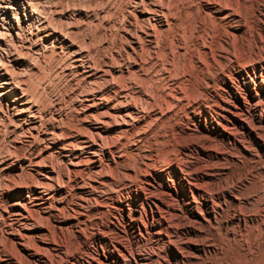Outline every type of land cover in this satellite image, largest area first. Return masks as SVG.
<instances>
[{"label":"rangeland","instance_id":"rangeland-1","mask_svg":"<svg viewBox=\"0 0 264 264\" xmlns=\"http://www.w3.org/2000/svg\"><path fill=\"white\" fill-rule=\"evenodd\" d=\"M34 1H38L37 3L43 8L41 9L46 14L45 16L48 17L47 19L53 22L56 27L59 26L68 34L71 33L69 37L73 38L74 42L77 41L75 43L78 44L79 48L81 47L80 49L84 50L85 54L81 55L79 62L76 63L73 61L71 49L65 45L60 46L61 48L51 45V38L48 39L49 41L47 40L48 42L45 45H42L44 48L39 43L34 44L35 46L25 47L24 45L34 40L29 39L28 41L26 34L22 37L23 44L21 46L17 44L19 43L18 40L10 42L13 44L10 50L14 51L13 55L18 56V63L14 62L15 60L9 63L12 62L10 65L13 66L11 67L15 68L14 70H17L16 72L19 75L21 74L19 77L22 81L21 85L23 88L25 87L26 95L36 103L37 108H32V114L28 111L32 116L26 112L18 119L10 109L7 110L4 103L1 104L0 187H7L8 185V187H11L15 183L18 185L36 183L35 175L28 171L31 164L36 160L42 164L52 165L56 173L60 175L58 176V183L60 182L59 184L66 192L56 195L51 203V208L56 209L61 217L72 219L74 224L72 226L68 225L69 227L63 226L60 229L54 227L52 222L49 221L50 219L47 220V218L34 214L37 216L35 219L37 224L48 229L46 240H53L58 244L57 250L46 252L51 263L81 264L76 260V256L79 254L83 258L93 257L97 260V255L107 250L106 246L98 242L95 237L96 230L102 228L103 230L106 229L105 235L109 239L108 244L112 245L121 241V244L125 246V251L120 252V256L123 254L122 257L125 260L123 264H264V64L261 66L258 64L259 61L264 59V0H242L246 4L239 0V4H243L245 8L244 11L242 10V15L246 19L247 32L243 36L242 43L246 51L243 56L236 55L239 57H233V66H246L248 68L238 73L233 71V67L229 68L224 63L217 67L206 63L201 67L196 66V62L190 59L193 58V54L197 50L199 40L201 41V38L207 42L209 40V37H207L208 40L205 38L204 32L206 21L208 22L207 14H205L207 12H204V10L207 11L205 0H182L183 2L172 0L175 6L172 3L173 6L171 4L170 7L173 10L175 9V17H178L176 21L179 26H174L173 29L168 31L169 35L165 32V36L163 33H159L161 29L156 25L158 45L155 48H148L143 39L141 46L137 48L136 54H133L128 42H126V30L130 26L129 21L145 27L138 11H130L136 0ZM46 3L48 4L46 5ZM193 16L194 18H192ZM203 16L205 17L203 18L205 23L201 19ZM135 18H137V22L134 21ZM203 35L204 37H201ZM237 36L238 40L235 38L234 41L236 46L240 44V39ZM9 37L7 35L8 39H10ZM14 48L15 50H13ZM16 50L20 54H17ZM201 58L205 62L208 60L203 54ZM189 60H192V64L196 65L191 67ZM82 67H85L86 71H81ZM186 67L190 69L188 70ZM102 70H105L106 73ZM190 70H194L196 79L192 77L190 80L188 79L189 81L187 80L188 83L185 80L183 85L188 98H184V101L182 100L174 107L173 111L176 110L177 115L171 113L154 122L144 136L138 137L135 131L130 132L120 138L119 142L116 143L118 147H113L110 143H104L106 147L103 150H96L98 157L103 162H106V156L125 157L124 162L118 161L116 164L110 163L109 166H106V174L110 178L107 176L103 180L91 168V170L89 168L82 169L79 173L78 171H72L70 168L68 169L69 166L66 165L67 158L62 152L60 153L58 148L61 143L54 144L55 146L51 145L52 147L49 146V148L42 146L49 141L44 135L47 130L48 132L51 129L58 130L60 126L62 128L71 127L73 131L77 128L81 130L84 128L87 121L84 115L80 113L84 96L88 92L111 90V87L107 88L108 78L111 79L113 76L112 79L116 81L115 83L127 84L131 94L136 93L135 86L138 85L146 91L148 88L147 92L156 97L159 93L161 94V90L171 87L175 79H178L177 81L181 83L186 78L184 74H187ZM223 72L230 76L235 86L244 96L246 108L242 110L243 112H240V116L245 121L246 129H243L242 125H235V123L226 120L217 112L218 103L212 95V91L220 90L224 94H228L221 80ZM196 80L201 84L200 89L202 91L200 93L202 97L200 104L192 103L194 99L193 93L191 94L193 91L192 85ZM143 96L145 97V95L141 97ZM227 96L230 102L238 104L234 96ZM204 107L209 108L210 117L212 116L214 120L226 124V127L228 126L227 129L229 128L228 130L231 132V138H227L229 134L222 136L218 132L204 131L196 125L194 129L191 126V133L181 137L179 143L176 138L178 135L173 131L183 130L180 123H185L184 119L189 116L190 109L200 113L201 121L204 122L205 117L201 110ZM33 117L36 120L35 127L38 126L39 131L36 132L34 143L31 144L26 141V137L29 133L28 129H32L30 124ZM255 130L257 133H255ZM33 134H35V131ZM42 139H45V141ZM184 143H195L196 145L190 146L189 154L182 157L181 144ZM71 145L73 144L68 143L67 151L63 152L75 151L83 159L89 153V148L78 149L72 148ZM145 158L152 159L151 165L155 164L164 168L165 178L169 177L174 183L177 182V177L174 171L168 167V163L174 161L180 165L182 178L186 183L185 194L179 190L177 195H173V198L172 195L163 192L159 184L152 189V191L154 189L157 191L154 190L150 194L152 196L156 194L165 196L164 198L168 199L166 201H169L170 205L174 204L173 206L177 208L176 213H180L181 216L179 214L178 217V213L176 216V213L173 214L174 210L171 212L169 211L171 209L162 205L153 206V211H151L147 204L135 198L131 193L129 184L139 181L137 184L142 185L140 173L143 171V167H140L139 161ZM11 161L16 164L20 162V166L18 168L13 166ZM151 165L147 166L146 169H149ZM211 167L217 169L212 179L197 178L196 182L200 183H195L196 175L207 177L205 173ZM97 181L104 182L96 183ZM85 183L90 185L89 188L93 189L95 194L91 195L87 191H80L78 185H86ZM196 184L205 190L204 196L210 201L213 208L212 212H214L212 215L214 214V216L207 215L205 207L201 203V194L193 187ZM48 188L45 186L43 190H48ZM225 190L231 191L236 197V201L225 195ZM15 197L16 193L10 192L8 199L5 198L1 204L4 209L8 207L9 201H12ZM115 198H120L128 203L129 209L125 210L124 215L113 214L112 205ZM188 200H191L194 209L202 212L204 218H207L196 219L195 221L186 205ZM238 201L239 203H237ZM80 202L82 205L79 207L77 203ZM95 203L102 205L100 209L94 208ZM103 209L105 212H103ZM234 212L235 214H233ZM159 213L162 215L159 216ZM127 215L130 218H136L138 225L129 224L126 220ZM241 215L254 216L257 219H247L244 226L237 224V217L242 218ZM7 216L6 211L0 214V230L7 227ZM187 217H190L193 225L199 229L197 234L188 233L187 236L203 246L204 249L192 252L191 258L188 256V258L178 260L174 253L169 250L168 245L175 246L179 251L186 252L185 254L188 255L190 251L183 248V241L181 240L185 239V234H182V232H184L183 227L189 222ZM230 218L231 220L226 222ZM112 220L117 226L116 229L111 227ZM166 220L170 225L166 226ZM166 235L169 237V243ZM0 246L16 254L15 248L1 234ZM192 253L190 252V254ZM18 258L22 259L20 261L23 264H27L26 258L20 256Z\"/></svg>","mask_w":264,"mask_h":264},{"label":"bare ground","instance_id":"bare-ground-1","mask_svg":"<svg viewBox=\"0 0 264 264\" xmlns=\"http://www.w3.org/2000/svg\"><path fill=\"white\" fill-rule=\"evenodd\" d=\"M37 2L38 1L35 2L34 0H0V111L2 112L1 104L4 103L7 110L10 109L12 114H14V116L18 117V119L21 118L23 115H25V113L28 111H30V113H31V111L33 110L32 108L35 109L37 107H36V103H34L26 95V92L24 91L25 87L23 88V86L21 85L22 81L19 78L21 74L19 75L16 72L17 70H14L15 68L11 67V66H13V65H10V64H12V62L9 63L12 60H15L14 62L18 61V56L13 55L12 53H14V51L12 52L10 50L11 45L13 47V44H11L10 42H12L14 40H18L19 43H17V44L21 46L23 44L22 37L24 36V34H26L25 36L27 37L28 41H29V39H31V40L34 39V40L30 41L29 44L24 45L25 47H28V46L31 47L34 44L37 45V43H39L42 46V45H45L49 41L48 40L49 38H51V40H50L51 45H53L55 47H60L62 45H65L66 47L71 49L73 61H75L76 63L79 62L81 55L84 54V50L80 49L81 47L79 48L77 46L78 44L75 43L77 41L74 42L72 40L73 38L71 39L69 37V35L71 33L68 34L67 31L66 32L63 31L59 26L56 27L53 24V22H51L49 19H47L48 17L45 16L46 14L42 10L43 8L40 7V5ZM204 2H205V6H206L207 11L204 10V8H203V10H204V12H207L205 14H207V18H208V22L206 21V24L204 26V30H205L204 32H205V36H206L205 38L209 37V40L207 38V40H208V42H207V41H205V39H202L201 37H204V35L201 37L199 36L201 38V41L199 40L197 50L194 52L193 58H190V59H192L196 62L197 65L196 64H194V65L201 66V67H203V65L206 63L211 64L214 67H217L221 63H224L229 68L233 67V71L237 72V73L241 72L242 70H246V68H248L246 66H243V67L233 66L234 65L233 57H239L236 55H242L243 56L245 51H246V48L242 43L243 36H245L246 32H247V30H246L247 29L246 19H245V16L242 15V10L245 9L244 5L243 4L240 5L239 0H205ZM172 3H173L172 0H136V1H134V4L131 6L132 10H130V11L131 12H133L135 10L138 11L139 17L145 23V27L141 26V25H137L138 23L133 24L131 21H129L130 26H128L129 28L127 27V30H126L127 31L126 32L127 33V36H126L127 41L126 42H128L130 49L133 51V54H136L137 48L141 46L143 39L145 40L148 48H155V46L158 45L157 44V33H158V31L155 30L156 25H158L159 28L161 29L159 31V33L160 34L163 33L164 35H165V32L168 33V31L173 29L174 26H177V25L179 26L178 22L176 21V19L178 17L177 18L175 17V14H176L174 12L175 9L173 10L172 7H170ZM242 3H244V1H242ZM47 4L48 3H46V5ZM173 4H172V6H173ZM244 4H246V3H244ZM174 6H175V4H174ZM190 12H192V11H190ZM53 18L55 19V17H53ZM192 18H194V16ZM203 18H205V17L203 16L201 18L204 22L205 19H203ZM136 19L137 18H135L134 21L137 22ZM188 19L189 18L187 17V20ZM204 23H202V24L204 25ZM186 24H187V22H186ZM187 26H188V24H187ZM191 26H190V28L192 29ZM74 32H75V30H74ZM202 32H203V30H202ZM7 35H8V37L10 36L9 38L12 40L8 39ZM164 35H162V36H164ZM168 35H169V33H168ZM200 35H202V33H200ZM236 35H238L237 37H239V39H240V44L238 46H236V42L234 43ZM33 37H35V38H33ZM165 40H166V38H165ZM14 45L16 46V44H14ZM84 46H85V44H84ZM188 47H189V45H188ZM13 50H15V48ZM41 50H43V49H41ZM24 52H25V50H24ZM159 52L161 53V51H159ZM16 53H17V50H16ZM17 54H20V53H17ZM202 54L208 59L207 60L208 62L207 61L205 62V60L203 58H201ZM26 56H28V55H26ZM128 56H129V53H128ZM173 56H176V55H173ZM162 59H164V58L162 57ZM192 60H189L190 61L189 65H191V67L194 66L192 64ZM258 64L260 66L262 64H264V59H263V61H259ZM134 68H136V67H134ZM178 68H179V66H178ZM187 69L189 70L190 68H187ZM166 70H167V68H166ZM191 70L188 73L186 72L187 74H184L186 78L181 83H179V81H177L178 79L177 80L175 79L173 81V84L171 85V87H169L166 90L165 89L161 90L162 91L161 94L159 93V95H157L159 97V99L157 96H156L157 97L156 98L154 95L147 92L148 88L146 91L145 89L141 88L140 86H138L136 84H135L136 88L134 87L136 89V93L131 94V93H129V89L127 87V84L125 85V84L115 83L116 81H114L112 79L113 76L111 77V79L108 78L107 79V81H108L107 82V84H108L107 88L111 87L110 88L111 90L107 89L108 91H106V92H101L99 90L98 92H95V93H89L88 92V94H86L84 96L83 103L80 107V113L82 115H84V117L87 121V124L84 125V128H82V130L77 128V130L73 131V128H71V127H69V128L63 127L62 128L60 126V127H58V130H52L51 129L50 132H48V130H47V131H45L44 135H45V137H47L49 139V141H48V143L43 144L42 146L44 148H49V146H51V145L61 143V145L58 144L59 145L58 148L60 149L59 150L60 153L62 152V154L65 155V157L67 158V163L66 162L65 163H66V165L69 166L68 169L70 168L72 171L73 170L78 171V173H79L82 171V169H85V168L90 169L91 168L94 171V173L97 175L99 174L103 180L106 179L108 176L106 174V171H107L106 166H109L110 163L116 164L118 161L124 162L125 157L118 156L117 158H115V157H112V155L106 156L105 157L106 162H103L100 159V157H98L96 150L97 149L103 150V148L106 147V146H104V143H110L113 147H118V145L116 143L119 142L120 138H123L127 133H130V132L132 133L135 131V133L137 134L138 137L144 136V135H146L147 131L150 129L151 125L154 122L161 120V118H163L164 116H167L168 114L170 115L171 113H174V114L176 113V115H177L176 110L173 111V109H175L174 107L177 106L179 103H181V101L187 97V93H186L185 87L183 85L185 80L187 82V80L188 79L190 80V78H192V77L194 79H196L195 78L196 74L193 72L194 70L193 71H191ZM81 71H86L85 67H82ZM102 71L105 72V70H102ZM106 71H108V70H106ZM230 71H229V73H230ZM222 74L223 75L221 76V80H222V83H223L225 90L228 94H224L223 91L221 92L220 90L212 91V95L215 97V100L218 103L217 112H219L223 118H226V120H229L232 123H235V125L236 124L242 125L243 129H246L245 121L240 116V112L242 110H244V108H246V104H245L246 101L244 99V96L241 93V91L238 89V87L235 86V84L232 81V79L230 78V76L226 75L224 72ZM99 83H101V82H99ZM96 84H98V83H96ZM200 86H201V84L198 80H196L194 82V84L192 85L193 89L192 88L191 89L193 91L191 90L192 91L191 94L193 93L192 94L193 98H194L192 101L193 104L194 103L200 104V102H201L202 94L200 93V91H202V90L200 89ZM84 91H86V90H84ZM249 93L252 95L251 92H249ZM142 95H145V97L144 96L141 97ZM227 95L234 96L236 98L238 104H234V103L230 102ZM201 110L203 111V114L205 117L204 122L201 121V114L200 113H196L194 111V109H192V110L190 109V111L188 112L189 116L185 117V119H184L185 123H180L183 130H176L175 132L173 131V133L178 135V136H176L178 141H179V139L180 140L182 139L181 137L191 133V129H192L191 126L194 129V126H196V125H198L199 128H201L204 131L218 132L222 136L229 134L227 136V138H231L230 137L231 132L228 130L229 128L227 129L228 126L226 127V124L221 123L220 121L214 120L212 118V116L210 117L211 112H210L209 108L204 107L203 109L201 108ZM0 116H1V114H0ZM14 116H12V117H14ZM14 120H16V119H14ZM61 120H62V117H61ZM23 121H25V119H23ZM16 122H18V121H16ZM59 122H60V120H59ZM35 123H36V120L33 117V119L31 120V124H30V127L32 129L29 128L28 129L29 133H28V135L26 134L27 135L26 141L28 143H31V144L34 141V136L37 135L36 132L39 131V129L37 128L38 126L35 127L36 126ZM230 128H232V127H230ZM34 131H35V134H33ZM255 133H257L256 130H255ZM42 140L45 141V139H42ZM68 143L73 144V145H71L72 148H78V149L89 148V150H88L89 153L83 159L80 157V155L76 154L75 151L63 152V151H67V147H68L67 144ZM166 143H168V142H166ZM179 143H180V141H179ZM192 145H196V144L195 143L181 144V149H182L181 156L182 157H185L189 154L190 146H192ZM42 150H44V149H42ZM102 159H104V158H102ZM151 162H152V159H150V158H145V159H142L139 161V163L141 165L140 167H143V171L140 173L142 185L137 184L139 181L137 183H131V184H129L130 183L129 182L128 184L130 185V191L134 195L135 198L140 199L141 202H144L145 204H147L151 211H153V206L157 207L158 205H162V206H166L167 208L171 209V210H169L171 212H173V210H174L173 214H175L177 208L175 206H173L174 204L170 205L171 203H169V201H166L168 199L167 198L165 199L164 198L165 196L157 195V194L152 196L150 194V192H153L154 190L157 191L156 189H154L152 191V189L156 188L157 184H159L162 191L169 194V195H172V197L174 194L177 195L179 190H181L182 193L185 194L186 193V191H185V184L186 183L184 182V179L182 178L181 167L177 162H174V161L168 163V167L172 171H174V173L176 174L175 176L177 177L176 178L177 182L174 183L173 181H171L169 179V177L165 178L164 168H161L155 164L151 165ZM19 163L16 164L14 161H11V164L13 166H17V168L20 166ZM149 165H151L150 168L146 169L147 166H149ZM216 170L217 169L215 167H211L210 169H208V171L205 173L207 175V177H199L196 175L195 183H200V182H196L197 178L205 179V180L206 179H212ZM28 171H30V173H33V175H35L34 177L36 178V181H35L36 183L30 184V185H18L15 183V184H12L11 187H8L9 185L7 187H5V186L0 187V214H3V212L6 211V215H8L7 216V219H8L7 227L1 229L0 234H1V236L4 237V239L9 240V243L16 250V254H15V253H12L6 249H3L0 246V264H23L22 261H20L22 259H19L18 256L26 258L27 264L28 263L29 264H52L51 260L47 256L48 253L46 254V252L52 251V250H57L58 244L53 240H46V235L48 234V229L42 225L37 224V221L35 220L36 217L41 216L45 219L47 218V220L50 219L49 221L52 222L53 226L60 228V229L63 228V226H68V225L72 226L74 224L72 219L61 217L56 209L51 208V206H52L51 203L55 199L56 195L59 193H62V192H66L64 190V188L59 184L60 182L58 183V176H60V175L58 173H56V171L53 169V166L52 165L49 166L47 164H42V163H40V161L36 160L33 164H31V167L29 168ZM76 174H77V172H76ZM108 177L110 178V176H108ZM205 180H204V182H205ZM102 182H104V181H102ZM102 182L97 181L96 183H102ZM126 183H123V184H126ZM45 186H47L49 188H48V190L44 191L43 187H45ZM89 186L90 185H88V184H86V185L80 184V185H78V188L80 189V191H83V190L87 191L91 195L95 194L93 189L89 188ZM193 187L198 193L201 194V198H202L201 203H203V205L205 207V211L207 212V215L208 216H214V214L212 215V213H214V212H212L213 208L210 205V201L204 196V194L206 193L205 190L197 184L194 185ZM159 190H160V188H159ZM10 192L16 193V197L13 200L11 199L12 201H9L8 207H6L7 206L6 205L5 206L6 208L4 209L3 205H1V204L5 200V198H7L10 195ZM224 192H225V195L229 196L231 199H233V201H236V197L231 193V191L225 190ZM237 203H239V201ZM127 204L128 203L126 201H123L120 198H115L114 203L112 205L113 214L119 213L121 215L122 214L124 215L125 210L129 209ZM77 205L80 207L82 205V203L81 202L77 203ZM186 205L189 208V210L191 211V212H189L190 215L194 216L193 219L195 221H196V219L201 220L202 218H204V214H202V212L197 211V209H194L192 207L191 200H188ZM100 206H102V205L98 204V203L94 204L95 209H100ZM54 208H55V206H54ZM104 209H103V212H105ZM158 210H160V209H158ZM165 210H168V209H165ZM97 213H98V211H97ZM177 213H176V216H177ZM34 214H36L37 216H35ZM179 214L180 213H178V217H179ZM233 214H235V212ZM160 215H162V214L159 213V216ZM180 216H181V214H180ZM241 216H243V217L242 218L237 217V224L239 223V224L244 225L245 221L247 219H255V220L257 219V217H254V216H250V217H247L245 215H241ZM205 218H207V217H205ZM161 219H163V218H161ZM126 220L129 222V224H131L133 226L138 225V221L136 218H130L127 215ZM230 220H231V218L229 220H226V222H229ZM188 221L189 222H187L186 225L182 224V225H185V227H183L184 232H182V234H185V237H184L185 239H181L183 241L182 242L183 248H186L191 253L194 251L198 252L200 250H203L204 249L203 246L194 242L189 236H187L188 233L197 234L198 230H199L198 228H196L193 225L192 219H190V217L188 218ZM165 223H166V226L169 224L167 220L165 221ZM42 224H44V223H42ZM111 225H112L111 227H113V229L117 228V226L113 220L111 221ZM163 225H164V223H163ZM68 227H66V228H68ZM108 227H110V226H108ZM57 228H55V229H57ZM190 228H192V229H190ZM105 230L106 229L103 230L102 228L97 229L95 232V237L98 240V242L103 243L104 246H106V249L108 250V252L106 250V251H103L101 254L97 255V260L93 257H91L89 259H86L87 257L83 258L79 254L76 256V260L79 261V263H81V264H121L122 263L123 264L125 262L124 257H122L123 254L120 256V254H121L120 252L123 253L125 251V246L123 244H121V241L117 242L115 244H112V245L108 244L109 239H107V237L105 235ZM179 236L181 237V235H179ZM191 236H193V235H191ZM166 237H167V241L169 243V237L167 235H166ZM31 240H33V241L30 243ZM168 248L170 251H172L174 253L175 257H177L178 260L183 259V258H188V256H189V258H191L192 256H190V255H193V253L190 254V252L187 255V254H185L186 252L183 253V251H181V250L179 251L175 246H171L170 244L168 245ZM58 263H60V262H58Z\"/></svg>","mask_w":264,"mask_h":264}]
</instances>
